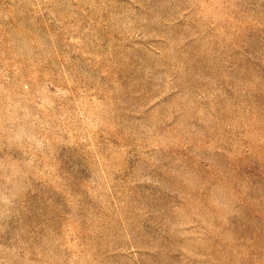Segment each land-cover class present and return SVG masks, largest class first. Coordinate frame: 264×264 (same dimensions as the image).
<instances>
[{
  "label": "rangeland",
  "instance_id": "374dc122",
  "mask_svg": "<svg viewBox=\"0 0 264 264\" xmlns=\"http://www.w3.org/2000/svg\"><path fill=\"white\" fill-rule=\"evenodd\" d=\"M0 264H264V0H0Z\"/></svg>",
  "mask_w": 264,
  "mask_h": 264
}]
</instances>
